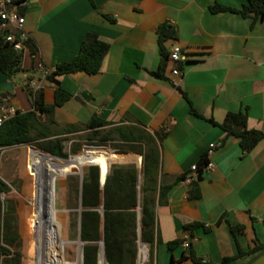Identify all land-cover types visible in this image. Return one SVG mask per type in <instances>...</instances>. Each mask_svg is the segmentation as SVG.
Masks as SVG:
<instances>
[{"label":"crops","instance_id":"crops-1","mask_svg":"<svg viewBox=\"0 0 264 264\" xmlns=\"http://www.w3.org/2000/svg\"><path fill=\"white\" fill-rule=\"evenodd\" d=\"M92 1L99 10L91 0H25L20 10L35 51L23 49V70L1 75L0 91L18 111L32 109L22 84L33 92L42 90L44 102L52 104L54 84L43 69L50 72L70 61L85 35L97 34L109 44L100 70L57 77L72 97L54 109L52 127L82 125L94 114L112 125L143 127L156 139L163 184L190 174L215 144L208 156L213 167L198 182L200 197L188 198L190 180L182 179L170 188L165 204L155 205L154 264L216 263L239 248L247 251L255 240L264 244V140L244 153L238 138L206 120L221 123L228 112L246 110L247 128L264 132V20L209 10L214 3L240 9L246 0ZM163 22L173 25L177 35L165 47L170 53L180 51L183 59H168L164 77L156 78L149 71L160 61L156 29ZM174 68L179 76L172 74ZM177 88L204 118L190 112ZM124 161L137 168L141 180L142 156L128 153ZM194 223L198 225L186 228ZM234 224L244 225L243 231L234 235ZM185 236L199 262L190 259V247L169 251V241ZM182 254L186 257L180 260ZM225 264H264V248Z\"/></svg>","mask_w":264,"mask_h":264},{"label":"trees","instance_id":"trees-1","mask_svg":"<svg viewBox=\"0 0 264 264\" xmlns=\"http://www.w3.org/2000/svg\"><path fill=\"white\" fill-rule=\"evenodd\" d=\"M25 0H15L16 3ZM95 10L99 7L91 0ZM212 13L232 11L242 15L253 14L264 20V0H246L242 8L236 9L219 3L209 6ZM21 11V10H20ZM22 12V11H21ZM102 15L110 22L115 19L109 14ZM157 41L160 51V61L156 70L149 73L156 78L164 77V70L170 52L165 47V42L177 38L173 25L163 22L156 29ZM35 51L34 43L28 39L24 47ZM15 51L12 45L5 41L0 33V76L14 75L23 69L20 67L22 52ZM109 44L101 40L95 33H87L83 38L78 53L70 60L58 63L54 69L47 72L45 77L54 84V100L52 104L44 102L43 92L38 89L31 91L27 84L24 90L32 102V109L17 111V113L0 124V149L19 144L37 143L43 149L57 157H67L63 152L60 132L52 129L55 120L52 117L56 107L72 97L64 89L58 76L76 72L95 74L100 70L104 56L108 52ZM190 104V112L204 118L191 106L187 94L177 88ZM7 93L0 91V104ZM247 111L228 112L221 123L212 118H206L212 124L219 126L227 135L238 138L242 151H250L259 141L264 140V132L257 129H248L246 126ZM89 130L87 144L99 146L107 142L116 141L114 149L120 153L134 152L142 156V177L139 178L137 168L132 164H111L105 177L103 186L99 183L98 166L90 165L82 176L80 239L83 241V261L85 264H96L101 242H103L104 255L107 264H136L138 242L148 244V261L143 264H154V241L156 237L155 205L167 202V193L179 180L186 179L185 175L176 176L171 183L163 184L159 181V151L155 137L143 127L136 125H112V122L94 114L88 122L82 125H71L67 132L74 130ZM164 135V134H163ZM77 148L74 149V153ZM42 162L56 159L42 151L36 150ZM208 161L206 152L200 157L197 165L198 175L190 180L188 198L200 197L199 180L202 166ZM10 191L9 185L0 177V260L8 263L15 259L11 250L13 242V210L14 206L9 198H3ZM194 223L186 226L187 229L196 227ZM244 225H230L231 232L235 235L242 232ZM182 239H175L167 243L170 252L180 245ZM264 248V244L255 240L254 245L247 251L240 248L234 256H226L218 262L208 264H225L237 256L254 252ZM186 257V256H185ZM181 255L180 260H183ZM189 257L193 262H199L190 246Z\"/></svg>","mask_w":264,"mask_h":264},{"label":"rangeland","instance_id":"rangeland-1","mask_svg":"<svg viewBox=\"0 0 264 264\" xmlns=\"http://www.w3.org/2000/svg\"><path fill=\"white\" fill-rule=\"evenodd\" d=\"M19 76L16 75L17 78ZM52 129L60 132L58 137L62 139L63 152L67 157H57L40 149L37 143L42 140L0 149V177L10 187V191L6 195H3V198H9L14 206V234L11 250L16 255L15 259L10 260L8 263L0 260V264H54V253L49 238V194L52 186L51 169L55 161L67 162L72 156L90 150L103 151L111 155L119 154L122 160L114 161L111 164H126L124 157L128 153H132L117 152L113 147L116 141L99 145L105 147H88L94 145L87 144V134L89 133L87 130L82 129L67 132V128L52 127ZM75 148H77V151L74 153ZM36 150L51 155L56 159L42 162L38 158ZM30 158L33 161L31 165L28 163ZM89 166L86 165L82 168V175ZM79 188L80 175L76 171L58 177L54 188L55 206L58 217L63 225L64 240L73 243L78 240V225L80 219ZM73 246L70 248L65 247V251H67L66 253L69 257L74 259L76 258L77 245L73 244ZM145 246L148 249L149 257V246L148 244ZM99 257L100 251L96 264H99Z\"/></svg>","mask_w":264,"mask_h":264},{"label":"bare ground","instance_id":"bare-ground-1","mask_svg":"<svg viewBox=\"0 0 264 264\" xmlns=\"http://www.w3.org/2000/svg\"><path fill=\"white\" fill-rule=\"evenodd\" d=\"M121 156L119 154L111 155L103 151H83L82 153L72 156L67 162L55 161L52 165V186L49 194L50 201V234L49 238L52 243L54 253V264H84L81 255V244L79 240L76 242H70L64 240L63 225L58 217V212L55 206V182L58 177L63 176L67 173L74 172L82 169L90 163H95L100 166L102 173L108 168V165L114 161H120ZM29 165L33 163L30 158L28 161ZM71 240V239H70ZM72 241V240H71ZM73 244L77 245L76 258L69 257L65 251V247H71ZM74 247V246H73ZM143 259V253L140 257V261ZM99 264H107L102 253H100Z\"/></svg>","mask_w":264,"mask_h":264},{"label":"built area","instance_id":"built-area-1","mask_svg":"<svg viewBox=\"0 0 264 264\" xmlns=\"http://www.w3.org/2000/svg\"><path fill=\"white\" fill-rule=\"evenodd\" d=\"M24 6V1L16 3L15 0H0V30L3 34L5 41L9 42L12 45V48L15 51H21L24 47V43L28 41V33L24 29L25 17L20 11V8ZM169 59L173 61L182 60L183 56L178 50H173L169 54ZM39 67H42L39 64ZM44 75L47 71L43 69ZM172 74L179 76L181 71L177 68L172 70ZM17 109L12 105L9 100L5 97L0 104V124L14 116L17 113ZM215 144L211 143L206 150L207 156H209ZM213 167V163L208 159L207 163L202 166V172L209 170ZM197 165L194 164L191 166V173L187 175L186 179H193L198 175ZM145 243L138 242V260L136 264H143L147 260V248ZM180 245L188 250L190 247L189 237L185 236ZM143 253V259L140 261V257Z\"/></svg>","mask_w":264,"mask_h":264},{"label":"water","instance_id":"water-1","mask_svg":"<svg viewBox=\"0 0 264 264\" xmlns=\"http://www.w3.org/2000/svg\"><path fill=\"white\" fill-rule=\"evenodd\" d=\"M88 147H95V148H99V147H105V146H88ZM114 151V150H112ZM65 161V160H64ZM90 165H96L95 163H90ZM98 166V165H96ZM111 163L108 165V168H106V170L104 171V173H102L100 166H98V170H99V183L100 186L102 187L105 181V177L110 169ZM77 174L80 175V188H79V197L81 196V184H82V169L77 170L76 171ZM81 199V198H80ZM79 206L81 208V202L79 203ZM78 240L81 244V255H82V259H83V241H81L80 239V219H79V225H78ZM100 253H102L104 259H105V255H104V247H103V242H101V246H100ZM106 261V260H105ZM107 263V262H106Z\"/></svg>","mask_w":264,"mask_h":264}]
</instances>
